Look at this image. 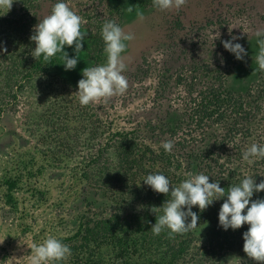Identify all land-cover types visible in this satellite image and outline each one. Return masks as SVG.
Listing matches in <instances>:
<instances>
[{
    "label": "trees",
    "instance_id": "1",
    "mask_svg": "<svg viewBox=\"0 0 264 264\" xmlns=\"http://www.w3.org/2000/svg\"><path fill=\"white\" fill-rule=\"evenodd\" d=\"M48 2L51 6L54 1L30 0L32 7L39 8ZM226 2L235 11H242L244 6V0H187L180 9L160 10L153 0H108V18L100 20L96 31L88 24L82 25L81 31L86 36L78 57L74 45L64 48L69 58L78 59L75 69L65 70L63 53H57L49 61H44L43 56L33 58L24 78L31 80L39 73L77 89L83 69L107 63L102 38L105 22L114 21L122 27L138 18L139 10L143 13L140 21L148 27H145L147 32L151 30L149 35L159 27L164 41L176 40L183 36L184 21L188 19L194 29L199 25L204 29L214 23L221 27L229 24L222 14L215 15L218 12L215 4ZM129 6H136L131 13L126 10ZM173 10L180 14L174 13L175 16ZM155 16L162 19L152 28ZM258 19L262 25L254 32H264V14ZM224 30V38L208 46L204 41L200 52L190 54L185 64L176 66L177 59H168V63L165 60L162 67H157L155 62L142 59L128 78L132 87L147 78L156 79L152 104L143 112L130 115L127 124L120 125L114 116L101 128L97 121L93 122L98 120V115L92 109L93 123L90 119L84 129H88L86 138L91 149L81 177L102 190L105 213L95 210L77 215L76 230L56 237L70 247L72 254L66 261L54 264H189L188 257L192 263L196 260L194 264H200L203 259H194L196 255L191 251L202 239L209 241L204 255L211 257L219 253L218 257H228L242 252L245 263L258 264L247 256L241 243L250 225L225 230L219 223V211L226 196L203 212L193 206L192 211L199 217L195 230L172 237L168 229L160 235L151 231L156 223V214L151 209L162 207L171 197L153 191L144 182L149 174H163L171 185L179 186L189 178V173H203L209 176L210 183L219 182L226 193L246 177L257 184L264 181V159L252 158V163L243 159V153L252 144L264 146V71L256 63L258 40L264 36L246 31L226 34ZM223 41L241 44L247 55L243 60L236 59L235 54L225 49ZM176 88L182 91L178 93ZM8 134L10 131L0 123L1 143ZM169 140L174 144L171 153L162 146V142ZM65 150L72 153L74 145L69 144ZM33 157L14 158L15 175H4V197L12 209L18 207L16 191L26 172L29 174ZM43 168L40 165L36 174H43ZM99 199L91 197L89 201L96 208L104 202ZM257 199H264V191L254 192L252 201ZM162 214L161 209L157 215ZM187 222H191V217Z\"/></svg>",
    "mask_w": 264,
    "mask_h": 264
},
{
    "label": "rangeland",
    "instance_id": "2",
    "mask_svg": "<svg viewBox=\"0 0 264 264\" xmlns=\"http://www.w3.org/2000/svg\"><path fill=\"white\" fill-rule=\"evenodd\" d=\"M53 1L51 6L48 2L44 8H39L32 7L30 0H14L8 13L0 10V123L10 131L0 142V264H30L32 247L42 244L49 236L56 238L75 231L79 222L77 215L87 211L91 214L95 210L105 213L102 190L81 177L91 149L86 138L88 129H84L90 123L92 109L98 115V120L93 122L97 121L104 128L109 118L115 116L120 125H124L130 115L150 107L156 79L147 78L132 87L128 78L142 59L155 62L157 67H162L165 60L168 63V59H177L176 66L185 64L190 54L196 50L200 52L204 41L208 46L224 38L225 28L226 34L229 29L237 33H256L255 28L262 25L258 18L264 14V0H244L242 11H235L227 2L224 5L218 3L215 4L218 11L215 15L222 14L229 24L221 27L214 23L204 29L199 25L194 29L188 19L184 21L183 36L167 41L160 37L161 28L149 35L151 30L147 32L148 27L139 17L128 21L121 27L135 37L126 42V50L121 54L127 65L122 74L129 82L128 89L123 95L82 106L78 88L39 73H35L31 80L24 78L36 47L30 37L34 34V27L51 14L59 0ZM64 2L94 31L100 20L108 18V0ZM172 12L180 14L176 10ZM161 19L155 16L151 27L155 28ZM5 47L7 52H4ZM139 84L141 88H138ZM175 91L180 93L182 89L176 88ZM69 144L74 145L72 153L65 150ZM29 154L34 155L33 165L16 191L18 207L12 209L4 197V175H15L13 159L27 158ZM40 165H44L45 171L36 174ZM91 197L100 198V202L104 199V202L95 208L89 201ZM196 244L191 253L196 255L194 259H203L200 264H247L242 252L228 257H218L217 253L210 257L202 253L209 248V241L202 239ZM188 262L194 264L196 260L192 263L188 257Z\"/></svg>",
    "mask_w": 264,
    "mask_h": 264
},
{
    "label": "clouds",
    "instance_id": "3",
    "mask_svg": "<svg viewBox=\"0 0 264 264\" xmlns=\"http://www.w3.org/2000/svg\"><path fill=\"white\" fill-rule=\"evenodd\" d=\"M13 2L14 0H0V10L8 13ZM153 4L160 10L180 9L187 4V0H153ZM135 7L129 6L126 10L131 13ZM136 14L143 19L142 12L137 10ZM84 23L86 21L67 3H56L51 14L45 16L34 27V34L30 39L35 42L36 47L32 56L35 59L43 56L44 61H49L57 53H63L65 70L75 69L78 59L69 58L64 48L66 45L69 47L74 45L78 57L83 50L82 41L86 36V33L81 31ZM229 31L231 32L230 29ZM256 35L264 36V32L257 31ZM102 38L105 42L107 63L82 70L83 78L78 82L79 91L77 92L82 106L123 95L129 86L126 76L122 74L127 65L121 54L126 50V42L135 38L134 34L126 33L114 21H107L102 28ZM232 39L235 40L237 37ZM223 45L226 50L235 54L238 60H243L247 55L246 50L239 43L223 41ZM258 45L259 53L256 56V63L259 70L264 71V39H259ZM4 52H7L6 47ZM162 146L166 152L171 153L174 144L169 140L162 142ZM252 158L264 159V146L254 143L243 153L245 161L252 163ZM188 175L189 178L179 186L171 185L170 180L159 173L149 174L144 180L153 191L171 197L162 207L151 209L156 214V223L151 228L153 234L160 235L164 229H168L170 230L168 235L172 237L195 230L198 227L199 217L192 211L193 206H198L203 212L214 201L226 196L227 199L219 211L220 225L225 230L239 229L244 224L250 225L249 230L243 234L245 241L243 250L258 264H264V199L252 201L254 192L264 191V181L257 184L251 177H246L239 185L228 188L226 193L219 182L210 183L208 175L203 173ZM185 208L187 211L184 210ZM161 209L163 214L157 215ZM245 210H247L246 214H244ZM189 217H191L190 223L187 222ZM71 254L68 245L49 236L42 244L32 247L30 264H54V262L66 261Z\"/></svg>",
    "mask_w": 264,
    "mask_h": 264
}]
</instances>
